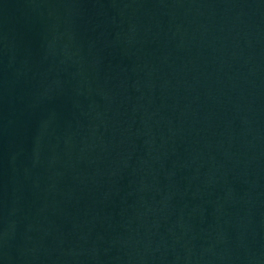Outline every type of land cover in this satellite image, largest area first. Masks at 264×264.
I'll list each match as a JSON object with an SVG mask.
<instances>
[{"label":"water","instance_id":"95a60500","mask_svg":"<svg viewBox=\"0 0 264 264\" xmlns=\"http://www.w3.org/2000/svg\"><path fill=\"white\" fill-rule=\"evenodd\" d=\"M0 264H264V0H0Z\"/></svg>","mask_w":264,"mask_h":264}]
</instances>
